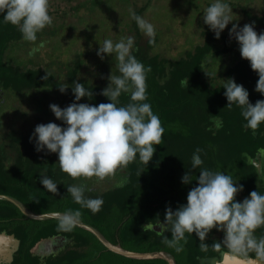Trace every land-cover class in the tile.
Instances as JSON below:
<instances>
[{"label": "trees", "instance_id": "1", "mask_svg": "<svg viewBox=\"0 0 264 264\" xmlns=\"http://www.w3.org/2000/svg\"><path fill=\"white\" fill-rule=\"evenodd\" d=\"M150 1L136 8L134 13L141 16L148 9ZM236 5L243 10L246 23L255 21L257 33L264 31V13L255 15L238 3L232 7ZM2 16L3 13H0V91L13 95L40 89L59 91V85L64 84L69 87L64 93L60 92L65 98H61L57 105L65 107L73 100L71 87H74L76 81L90 88L93 93L92 99L82 97L78 103L96 105L110 102L100 93L107 87L110 73L119 75L116 61H110L113 58L105 62L104 67H100V70H104L105 77L99 82H89L78 77L84 61L77 54L73 67L65 69L66 78L61 81L49 69L26 66L27 57L15 53L25 40L18 28L4 22ZM132 22L135 33L133 54L145 66H151V71L146 75L147 102L151 104L165 129L161 144L154 145L155 151L147 165L144 167L137 159L126 168L117 170L116 175L108 177L106 181L91 177L81 182V177L72 178L60 170L56 153L35 151V138L31 141L29 139L35 125L28 130L9 128L1 133L0 138V194L17 198L34 213L79 209V220L92 225L109 242L126 250L138 253L166 251L173 256L175 264H201V258L205 264H211L212 259L219 258L221 252L228 249L222 245L220 251L209 247L207 252H202L199 248L200 241L193 232L191 235L186 234L184 250L177 253L165 246L162 235L152 229L151 225L159 220L163 222L166 206L175 210L186 203L187 192L198 181L193 179L184 184L181 177L186 172L193 178L199 175L200 168L190 169L191 155L198 147L203 150V167L228 173L236 179L235 183L243 185V190L234 197L236 201H242L253 190L264 193L262 171L256 163L257 153L264 151V123L255 134L251 129L243 127L245 121L240 115L239 107L233 105L229 109L226 106L227 100L221 86L223 79H234L248 90L249 101L254 104L257 100L264 99L255 90L258 75L250 68L249 61L241 58L235 39L230 40L228 33L215 39L203 20L196 22L194 26L202 36V42L184 48V53L179 57L158 52L155 47L161 34L155 33L154 43H150V38L139 29L136 21L133 19ZM43 38L44 35H41L39 40ZM49 65L52 63L47 64V67ZM46 75L47 79H43ZM186 80L187 84L184 83ZM35 99L36 109L40 111L44 107L42 98ZM119 100L121 105L127 104L129 95L122 93ZM214 115L223 121V126L219 129L212 123ZM37 117L38 120L42 118L40 115ZM41 174L58 183L57 193H49L43 188L40 184ZM121 177H127L124 186L113 187ZM75 184H84L92 189L85 193L86 196L103 197L104 203L98 212L92 213L73 201L67 193V186ZM0 230L20 239V247L15 256L27 251L23 255L26 256L24 262L15 259L11 264H38V259L28 251L32 243L31 236L37 240L60 233L71 238L72 247L65 250L62 262L53 261L52 264H89L94 257L97 259L92 260L97 261L96 264H168L162 257L136 259L115 253L106 248L93 233L77 225L71 232L58 231L57 218H28L7 200H0ZM255 234L258 237L264 235V226L256 229ZM164 235L171 238L168 231ZM223 237V231L213 228L204 242L211 246L215 242H221ZM9 246L11 244L0 245V251L9 255Z\"/></svg>", "mask_w": 264, "mask_h": 264}, {"label": "clouds", "instance_id": "2", "mask_svg": "<svg viewBox=\"0 0 264 264\" xmlns=\"http://www.w3.org/2000/svg\"><path fill=\"white\" fill-rule=\"evenodd\" d=\"M0 13H3L4 22L18 28L23 40L33 42L34 46L28 50L29 56L45 46L42 40L38 44L35 42L37 34L53 23L49 14V0H0ZM232 13L227 0H211L203 10V22L213 32L215 39L220 38L230 22L239 19ZM130 15L139 29L150 38L149 42L154 43V25L134 12ZM254 25L255 21L242 26L231 23L228 34L230 39L237 42L241 58L247 59L250 68L257 73L255 90L264 96V31L258 34ZM98 43L96 55L101 60L107 54H111L112 58L114 56L119 72V75L110 73L109 83L100 93L110 102L96 105L78 103L82 97L92 99L93 93L90 88L74 81V87H71L74 94L72 102L63 108L55 103L49 104L51 112L64 126L51 121L37 124L29 137L30 141L35 138V151L56 153L60 170L72 178L96 177L103 180L115 176L117 170L126 168L137 159L145 167L153 156L154 145L161 144L165 132L158 115L147 102L146 75L151 71V66H145L133 54L135 38L127 36L118 41L103 39ZM43 79H47V75ZM184 83L187 84V80ZM221 86L224 88L226 106L229 109L233 105L239 107L245 121L243 127L255 134L264 123V99L251 103L248 90L232 78L223 79ZM68 87L61 84L59 91L64 93ZM122 93L129 95L127 104H120ZM212 123L216 129L223 126L219 116H215ZM202 151L196 148L190 160V169L200 168L199 175L193 178L186 172L181 177L184 184L193 179L198 181L187 192L186 203L175 210L166 206L163 222L159 220L151 228L158 226L157 232L162 235L165 246L177 253L184 250L186 234L195 232L202 252H207L209 247L220 251L223 245L228 249L225 254L244 257L248 264H264V235L258 237L255 234L256 229L264 226V193L253 190L242 201H236L234 197L243 190V185L235 183L236 179L228 173L203 167ZM126 182L127 177H121L112 186L123 187ZM40 184L49 193L58 192V183L47 175L41 174ZM91 190L84 184L67 186V193L75 203L96 213L104 201L102 196L85 195ZM51 215L57 218V230L61 232H71L80 219L79 209L53 212ZM213 228L223 231L224 237L221 242L209 246L204 241ZM165 231L171 233V238L164 235ZM201 264H205L203 258ZM211 264H221V261L213 259Z\"/></svg>", "mask_w": 264, "mask_h": 264}, {"label": "rangeland", "instance_id": "3", "mask_svg": "<svg viewBox=\"0 0 264 264\" xmlns=\"http://www.w3.org/2000/svg\"><path fill=\"white\" fill-rule=\"evenodd\" d=\"M147 1L49 0V14L53 18V23L51 26H46L40 32L41 34H38L39 36L37 35L35 42L39 43L41 41L39 37L44 35L42 41L45 42V46L30 57L27 49L32 48L34 44L24 41L23 45L15 50V53L27 57L26 66L40 67L43 70L49 69L61 81L66 78L65 69L73 67L78 54L84 61L78 77L89 82H99L101 78L105 77L104 70H100V67H104L105 62L112 56L107 54L101 60L96 55V49L99 47L98 42H102L103 39L118 41L122 37H134L133 18L130 13L145 5ZM229 1L242 4L247 11L255 15L261 14V0ZM210 2L211 0H151L148 9L140 17L154 25L155 30L158 31L155 33L161 34L155 49L172 57H179L184 53V48L202 42V36L194 26L196 22L203 20V10ZM231 8L232 15L239 19L230 22L221 34L228 33V28L233 22L238 25L247 22L239 5ZM110 61H115L114 56ZM49 63L52 65L47 67ZM98 64H100L99 67ZM6 92L0 91V138L1 133L9 128L28 130L33 125L50 121L64 126L63 122L58 120L49 109V104H57L61 98H65L60 91L40 89L22 95L7 94ZM35 98H42L44 107L40 108V111L36 109ZM59 106L63 108L62 105ZM38 115L42 116L40 120H38ZM86 179L81 177L80 181ZM108 179L106 177L101 181ZM98 185L99 182L96 187Z\"/></svg>", "mask_w": 264, "mask_h": 264}, {"label": "flooded vegetation", "instance_id": "4", "mask_svg": "<svg viewBox=\"0 0 264 264\" xmlns=\"http://www.w3.org/2000/svg\"><path fill=\"white\" fill-rule=\"evenodd\" d=\"M229 3L230 7H232L235 3L227 0ZM260 11L262 15L264 13V0H261V5H260ZM258 159L256 160L257 166L259 169H261L262 173H264V151H259L257 153ZM261 173V176L264 180V174ZM4 231L5 230H0ZM61 235H64L67 237L66 240H58V241H52L50 242L49 239L47 238H41V239H33L32 237V243L29 246V253L36 257L39 261L38 264H41V258H43V264H52V262H62L63 258V253L65 250H68L70 247H72V240L70 237H68L66 234L60 233ZM14 235V234H13ZM57 235V234H54ZM53 236V235H52ZM14 237L17 239V237L14 235ZM51 237V236H49ZM20 239L18 240V246L17 248L12 252L11 255L5 254L3 251H0V264H11L12 262L15 261V259L18 260V262H24L26 259L25 253L27 251H23V253L19 256H15V253L20 247ZM53 246V250L51 249V246ZM228 253V251H223L221 252V255L219 258H216L215 260L221 261V264H248L247 260L244 257H241L239 255H232V254H225ZM100 254V253H99ZM254 255V254H252ZM96 258V257H94ZM92 258V259H94ZM67 259V256H66ZM90 260L89 264H96L97 261ZM97 259V258H96ZM213 260V259H212ZM65 263H67V260H65Z\"/></svg>", "mask_w": 264, "mask_h": 264}, {"label": "water", "instance_id": "5", "mask_svg": "<svg viewBox=\"0 0 264 264\" xmlns=\"http://www.w3.org/2000/svg\"><path fill=\"white\" fill-rule=\"evenodd\" d=\"M0 200H7L12 202L14 205H16L19 210L28 218L31 219H35V220H47L50 218H56L53 217L51 215V213L53 212H59V211H51V212H45V213H34L31 210H29L28 208H26V206L17 198L10 196L8 194H0ZM59 213H64V212H59ZM77 226L84 228L88 231H90L91 233H93L97 239L109 250L118 253L120 255L126 256V257H130V258H136V259H147V258H153V257H162L164 258L168 264H175L174 258L173 256L166 252V251H160L157 253H138V252H133L130 250H126L120 246H117L115 244H112L111 242H109L95 227H93L92 225H89L81 220L78 221V223L76 224ZM158 226H154L155 230H159ZM47 239L50 240V242L52 241H58V240H66L67 237H65L64 235L61 234H57V235H53L51 237H48ZM11 244L10 249H8V254L11 255L12 252L17 248L18 246V239H16L14 237L13 234H7L4 231H0V245L2 244ZM53 250V248H51Z\"/></svg>", "mask_w": 264, "mask_h": 264}]
</instances>
